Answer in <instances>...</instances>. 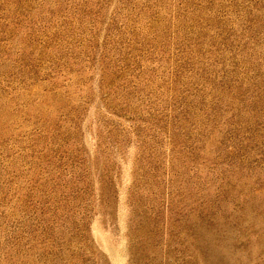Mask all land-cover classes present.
Wrapping results in <instances>:
<instances>
[{
    "label": "rangeland",
    "instance_id": "374dc122",
    "mask_svg": "<svg viewBox=\"0 0 264 264\" xmlns=\"http://www.w3.org/2000/svg\"><path fill=\"white\" fill-rule=\"evenodd\" d=\"M0 264H264V0H0Z\"/></svg>",
    "mask_w": 264,
    "mask_h": 264
}]
</instances>
